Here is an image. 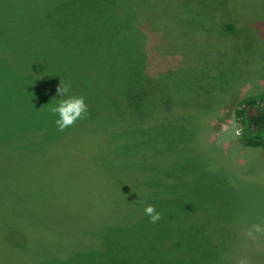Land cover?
<instances>
[{
	"label": "rangeland",
	"instance_id": "374dc122",
	"mask_svg": "<svg viewBox=\"0 0 264 264\" xmlns=\"http://www.w3.org/2000/svg\"><path fill=\"white\" fill-rule=\"evenodd\" d=\"M201 1L200 12L193 11L196 16L175 22L168 0L132 2L133 20L125 22L134 28L133 38L141 48L127 39L133 51L147 55L146 70L150 75L166 80L170 73L181 70L176 80L164 85L172 87V82L174 87L176 83L181 93L173 96H178L180 103L173 106L180 113L176 116L156 112L154 118L143 120L134 131L117 129L114 143L122 142L121 146L129 149L134 141L139 143L142 130L151 128L152 156L145 157L150 164L149 178L152 176L144 182L148 189L134 199L141 207L137 209L133 203V217L125 210L123 223L107 230L103 251L93 255L79 251L65 259L66 264H264V146L245 145L234 117L241 97L264 89V0ZM125 2H118L111 17V8L107 9L104 20L94 16L97 20L92 21L84 15L89 16L84 18L86 25L96 35L107 25L112 29L109 23L124 17ZM181 2L185 4V0ZM74 4L71 0H0V142L16 132L28 131L27 141L21 142L26 143L19 146L21 152H37L28 142L38 149L44 140L78 134L76 124L59 131L54 123L56 117L49 111V105L59 99L56 89L60 83L70 82L71 94L85 98L88 115L82 120L100 123L99 132L104 136L111 135L109 127L118 119L112 116L116 110L111 104L100 102L102 110L88 103L99 91L101 100V83L113 80L110 73L101 72V66L112 68L106 60L100 57V61H89L86 56L79 61L77 56L65 68L55 57L45 60L50 54L57 56L59 45L53 43L47 49L52 33L44 26L49 21L56 27H65L64 21L73 20ZM5 46L8 52L3 54ZM14 51L21 53L15 56ZM172 54L177 59L171 58ZM24 55L32 60L19 58ZM114 72L119 74L115 68ZM114 78L118 79V75ZM92 126L96 130L95 123L90 122L88 133L94 131H90ZM86 128L83 124L81 132ZM124 133L128 137L122 139ZM132 161L138 170L148 167ZM111 170L118 173L116 167ZM45 182L39 189L42 195ZM27 183L25 177L17 183L20 191L15 197L3 194V190L0 204L28 196ZM69 190L64 187L61 192ZM149 204L161 215L155 224L144 213ZM48 207L51 214L62 217ZM81 223L69 218L61 226H72L82 236L77 231L83 228ZM37 246L25 255L36 257L40 249ZM52 260L44 259L42 264H52Z\"/></svg>",
	"mask_w": 264,
	"mask_h": 264
},
{
	"label": "trees",
	"instance_id": "16d2710c",
	"mask_svg": "<svg viewBox=\"0 0 264 264\" xmlns=\"http://www.w3.org/2000/svg\"><path fill=\"white\" fill-rule=\"evenodd\" d=\"M71 1H75L74 5H76L75 14L71 12L74 14L73 20L69 23L64 21L65 27H56L49 21L44 26L52 33L48 39L47 49L50 50L53 43L59 45L57 56L50 54L45 60L55 57L59 59L56 62L63 68L69 61L73 62L72 58L76 59L77 56L79 61L86 56L90 59L89 61H100V57L106 60L112 68L107 70L101 66V72L110 73L113 80L101 83L104 89L101 100H99L101 96L99 91L96 95L92 94L88 103L102 110L103 106L100 102H103L102 105L104 102L111 104L116 110L112 116L118 119L113 120V125L109 127L112 132L110 136H104L105 133L99 132L100 123L93 120H80L75 123L78 133L76 136L63 138L62 134L55 140H44L38 149L33 143L28 142L30 147L38 153H28L26 149L23 152L20 151L19 146L26 143L21 142L27 141L28 131L20 130L21 132H16L0 142V195L4 190L3 194L18 196L20 189L17 183L21 182L23 177L28 182L26 185L28 196H24L21 200H5L4 205L0 204V264H42L44 259H53L50 261L52 264H66L64 260L79 251L86 250L85 252H89V255L103 251L107 243L105 236L107 230L112 225L117 226L123 223L125 210L133 217L134 211L131 209L133 203L137 205H134L137 209L141 207L134 199L138 194L146 193L148 186L144 182L152 177L149 178L150 164L148 165L145 158L152 156L154 137L149 132L151 128L142 130L139 137L141 139H138L139 143L134 141L133 147L129 149L122 147V142L114 143L113 135L117 129L134 131L135 128L140 127L143 120L154 118L153 115L156 112L171 113L176 116L180 113L174 110L173 106L175 103H180L178 96H173V93L177 95L181 93L176 88V83L174 87L172 82V87L164 88V85L173 79L176 80L181 70L170 73L166 80L150 75L146 70L147 55L141 51H133L132 43L127 39V37L132 39L138 49L141 48V45L133 38L134 28L129 25V22H125L133 20L131 19L132 2L135 4L139 0ZM122 1H126L125 9L122 8L123 19L115 20L116 23L107 20L111 22L109 25H112V29L107 25L102 30H98L96 35V31L86 25L87 20L84 18L90 16L94 21L97 20L94 16H98L104 20L108 17L107 9L110 10V8L111 17L115 13L114 7ZM180 1L168 0L172 5L171 16L174 22L175 20H191L190 16L195 14L193 11L201 10V0H185V4ZM187 3H190V6ZM84 15L89 16L84 17ZM207 16L209 17L208 13ZM152 21L154 24L157 23L156 20ZM180 26L183 27L182 24ZM114 30H117L116 34H113ZM81 33L82 37L79 38L78 35ZM42 40L45 41L46 37ZM3 50V54L8 52L6 46ZM12 53L18 56L21 52ZM3 54L1 56H4ZM170 57L177 59L174 54ZM19 58L26 61L32 60L29 55ZM185 61L182 64H185ZM114 68L119 74L114 72ZM114 75H118V79H115ZM121 96L123 99H120ZM234 117L239 124L240 140L245 145L264 146V89L241 97L234 109ZM90 122L95 123L96 130L92 126L90 131L92 129L94 131L88 133ZM83 124L87 128L81 132ZM126 135L124 133L123 137L121 136L122 139L128 137ZM151 137H153V143H151ZM19 139L21 144L18 143ZM120 148L123 151H120ZM145 148H148L147 152L143 151ZM88 152L93 153L92 156L88 155ZM132 160L137 161L136 163L140 166L148 165V167L145 170H138ZM111 167H116L118 173L114 174ZM43 180L47 184L44 186V195L39 193ZM64 187L70 188L71 191L61 192ZM34 188L35 192H33ZM48 205L54 208L53 211L60 212L62 217L51 214ZM25 208L27 209L23 210ZM91 210L93 213L90 212ZM125 216L131 219L127 214ZM69 218L74 219L75 222H82L83 228L77 230L82 236L76 234L72 226H61L62 222H66ZM78 242L81 243L79 249H75ZM38 244L41 250H36L37 256H26Z\"/></svg>",
	"mask_w": 264,
	"mask_h": 264
},
{
	"label": "clouds",
	"instance_id": "9594fccd",
	"mask_svg": "<svg viewBox=\"0 0 264 264\" xmlns=\"http://www.w3.org/2000/svg\"><path fill=\"white\" fill-rule=\"evenodd\" d=\"M56 92L59 99L49 105L50 113L56 117L54 123L59 131L72 127L78 120L88 115V105L82 95L71 94V83H60ZM144 213L149 217L150 223L155 224L161 219V215L153 205H146Z\"/></svg>",
	"mask_w": 264,
	"mask_h": 264
}]
</instances>
